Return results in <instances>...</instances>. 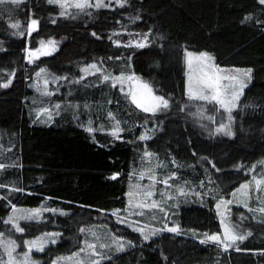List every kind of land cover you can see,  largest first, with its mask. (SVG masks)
Wrapping results in <instances>:
<instances>
[{"label": "trees", "instance_id": "16d2710c", "mask_svg": "<svg viewBox=\"0 0 264 264\" xmlns=\"http://www.w3.org/2000/svg\"><path fill=\"white\" fill-rule=\"evenodd\" d=\"M137 37L147 44H134ZM42 39L59 48L31 61ZM186 48L221 66L252 68L233 138L208 136L176 110L147 113L108 76L134 73L186 102ZM92 64L100 71L84 76ZM42 69L59 78L47 90ZM262 158L261 0H127L68 10L47 0L0 2V234L9 233L15 209L42 210L46 220L25 223L21 235L61 232L58 243L34 253L45 264L101 227L128 244L91 264H264L263 215L234 247L205 238L221 231L218 202ZM150 184L161 192L137 205L134 187ZM4 258L0 245V264Z\"/></svg>", "mask_w": 264, "mask_h": 264}, {"label": "rangeland", "instance_id": "374dc122", "mask_svg": "<svg viewBox=\"0 0 264 264\" xmlns=\"http://www.w3.org/2000/svg\"><path fill=\"white\" fill-rule=\"evenodd\" d=\"M12 0H2V2ZM22 1V0H19ZM50 2V0H47ZM117 3L124 5L127 0H51L50 3L61 6L64 10L72 7H89L103 6L106 4ZM35 28H29V34L32 36ZM147 37H137L133 39L134 44H145ZM147 44V43H146ZM59 41L55 39H42L39 41L36 49H30L28 52L29 59L33 61L41 56H49L57 52ZM211 57V60H198L197 57ZM184 63L186 75V92L187 101L176 104L171 98L164 96L154 89L152 84L147 80L140 78L134 73L108 74L114 85L119 86L123 93L133 102V96L142 105L139 107L143 111L144 108L154 109L145 111L153 115L170 113L176 110L184 113L190 123L200 132L213 137L233 138L236 134L237 115L241 100L246 89L252 82L253 71L248 67L221 66L214 62L213 56L208 52H198L191 49L184 50ZM191 60V65L189 61ZM211 65V67H207ZM97 65L92 64L84 69V76L99 72ZM215 72L220 77V98L225 100L227 106H222L215 100L190 99L188 95L189 77L193 90H196L197 80L203 75V72ZM46 69L38 72L40 89H50L51 85L59 81V78L49 77ZM107 76V78H108ZM241 84L243 87L241 88ZM147 85V88L144 86ZM149 89L151 90L149 92ZM209 92L205 91V95ZM236 97L233 99V97ZM153 97H162L167 100L168 106L164 107L158 104ZM136 106L137 103L133 102ZM138 107V106H137ZM230 109V110H229ZM247 171L251 177L247 181L241 183L228 197L223 198L217 204V215L221 222V231L216 233H206V240L216 243L224 248H231L241 243L246 238V225L263 221L264 216V158L251 164ZM151 181H156L154 177ZM248 187L245 188L244 186ZM151 188L141 186L134 187L133 199L138 205L149 206L152 204L150 198H156L160 193V189L156 185ZM139 199V200H138ZM46 220L43 211L40 209L17 208L7 218L10 224L9 233L0 234V245L3 248L5 258L3 264H45V260L37 259L34 253L44 252L50 245L60 241L61 232L46 231L37 236H23L26 231L24 224L27 222H40ZM139 230L138 227H134ZM228 234L245 237L243 240L237 239L233 243L227 238ZM140 231V230H139ZM217 236L219 241H213L208 237ZM115 237L107 232L104 228H91L86 235V241L81 248L70 255L59 256L54 258L50 264H91L95 260H99L104 253L108 251H122L128 242H114ZM117 243V244H116Z\"/></svg>", "mask_w": 264, "mask_h": 264}, {"label": "snow or ice", "instance_id": "6c2138e0", "mask_svg": "<svg viewBox=\"0 0 264 264\" xmlns=\"http://www.w3.org/2000/svg\"><path fill=\"white\" fill-rule=\"evenodd\" d=\"M0 2H2V0H0ZM13 3H18L19 0H12ZM51 2V0H50ZM261 3H264V0H261ZM78 7H81V5H77ZM33 26H35L36 21H33ZM13 27H16V25H13ZM196 59L198 60H211V57H207L206 55L203 57H197ZM189 64L191 65V60L189 61ZM207 67H211V65H208ZM190 83H189V88H188V95L190 99H200V100H215L218 103H220L222 106H227L225 100L220 98V85H219V80L220 77L217 76L215 74V72H207L204 71L203 75L197 80V85H196V90H193V86L191 84V77H189ZM7 86V85H5ZM145 88H147V85L144 86ZM243 87V84H241V88ZM151 90L149 89V92ZM205 91H208L209 94L205 95ZM236 97L234 96L233 99H235ZM153 99L155 101H157L158 104H162L164 107L168 106V102L167 100H164L162 97H153ZM133 102L137 103L138 107H141L142 105L136 100V97L133 96ZM145 111H150V110H154V109H149V108H144ZM230 110V109H229ZM245 188H247L248 186L245 185ZM172 230V229H170ZM226 235L227 238L230 239L233 243H235V241L237 239L243 240L245 237L243 236H235V235H231L228 234L227 230H226ZM208 239L213 240V241H219V237L217 236H211L208 237Z\"/></svg>", "mask_w": 264, "mask_h": 264}]
</instances>
